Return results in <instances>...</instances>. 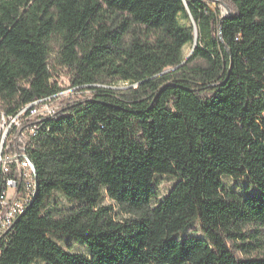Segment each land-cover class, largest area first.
<instances>
[{"label": "trees", "instance_id": "trees-1", "mask_svg": "<svg viewBox=\"0 0 264 264\" xmlns=\"http://www.w3.org/2000/svg\"><path fill=\"white\" fill-rule=\"evenodd\" d=\"M62 76L0 264H264V0H0V114Z\"/></svg>", "mask_w": 264, "mask_h": 264}, {"label": "built area", "instance_id": "built-area-1", "mask_svg": "<svg viewBox=\"0 0 264 264\" xmlns=\"http://www.w3.org/2000/svg\"><path fill=\"white\" fill-rule=\"evenodd\" d=\"M76 90L69 87L68 91ZM35 101L16 115L0 114V166L2 169L1 195H8L7 206L0 212V238L19 218L22 205L33 194L34 164L28 155L27 142L37 129V121L45 115H55L64 107L62 95Z\"/></svg>", "mask_w": 264, "mask_h": 264}, {"label": "rangeland", "instance_id": "rangeland-1", "mask_svg": "<svg viewBox=\"0 0 264 264\" xmlns=\"http://www.w3.org/2000/svg\"><path fill=\"white\" fill-rule=\"evenodd\" d=\"M210 6V8L212 10H217L220 9L221 11V15H226L227 14V9L224 7L221 8H217V4L215 3H209L208 4ZM182 24L186 25V26H191L192 25V20H182ZM194 49V44H189L187 45L184 50H183V57L184 59H187L193 52ZM59 85L62 87V89L64 90L65 93H63L62 97V101L64 104H66L67 102H73L76 99H83L84 97H90L89 91L86 92V94L84 95L81 92H77L76 90L73 91H68L69 87H71V84L69 83V80L67 79V77L62 76L61 78H59ZM115 89H125L127 88L126 84H118L115 87H113ZM1 138V137H0ZM175 182L174 179L169 178V177H162L159 178L158 180V189L161 192L162 195H166L167 192L170 190V188L172 187L173 183ZM109 203V202H107ZM187 236H200V233L197 229V225H194L193 227H191L187 232H186ZM65 241H69L68 237H63ZM73 251L74 252H79V253H85V249L83 246L79 245V244H73ZM36 264H45L43 262H37Z\"/></svg>", "mask_w": 264, "mask_h": 264}, {"label": "bare ground", "instance_id": "bare-ground-1", "mask_svg": "<svg viewBox=\"0 0 264 264\" xmlns=\"http://www.w3.org/2000/svg\"><path fill=\"white\" fill-rule=\"evenodd\" d=\"M51 116H54V115H45L44 118L51 117ZM36 131H37V129H36ZM36 131L34 133V136L37 133ZM31 137H33V136H31ZM34 171H35V176H33V194L31 196V199L34 196L35 190H36V187H37V178H36V169H35V166H34ZM0 191H2V169H1V166H0ZM31 199H26V202L23 203L22 210H21V213H19V216L22 215V213L24 212L27 204L30 202ZM7 202H8V195H1L0 196V212L3 211V207H6L7 206Z\"/></svg>", "mask_w": 264, "mask_h": 264}, {"label": "water", "instance_id": "water-1", "mask_svg": "<svg viewBox=\"0 0 264 264\" xmlns=\"http://www.w3.org/2000/svg\"><path fill=\"white\" fill-rule=\"evenodd\" d=\"M194 49H195V45H194ZM194 49H193V52H194ZM193 52H192V54H193ZM192 54L187 59L184 60L183 64H185L191 58ZM168 71H171V70H168Z\"/></svg>", "mask_w": 264, "mask_h": 264}]
</instances>
